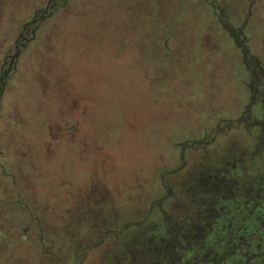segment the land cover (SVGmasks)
I'll use <instances>...</instances> for the list:
<instances>
[{
	"label": "rangeland",
	"instance_id": "rangeland-1",
	"mask_svg": "<svg viewBox=\"0 0 264 264\" xmlns=\"http://www.w3.org/2000/svg\"><path fill=\"white\" fill-rule=\"evenodd\" d=\"M219 217L264 237V0H0V264H264Z\"/></svg>",
	"mask_w": 264,
	"mask_h": 264
},
{
	"label": "trees",
	"instance_id": "trees-1",
	"mask_svg": "<svg viewBox=\"0 0 264 264\" xmlns=\"http://www.w3.org/2000/svg\"><path fill=\"white\" fill-rule=\"evenodd\" d=\"M222 19H224V18H221V20ZM196 213H198V212H196ZM248 218L250 219L253 217L249 216ZM199 220H201V219H199ZM226 220L227 219L225 217H221V218L219 217L218 219L211 220L207 224V227L205 228V230L207 229L206 235H203L204 230H202V231L199 230L197 232L194 231L195 238L202 240L205 245H208L212 242H215L216 244H220V243L221 244H223V243L224 244H230L229 241L232 240L236 244L240 245L241 248L246 249V248L250 247V250H253L254 254L257 253L256 250H259L260 255H262L261 251H264V237H263V235H256L258 240L249 242L246 239H244L245 235H247L248 232L245 231V233H243V236L240 238L239 237L240 233H238V232L236 233V230L233 228L234 226H236L234 221L230 222L229 226H227ZM162 223H166V225L162 226V224L160 223V225H158V226H160L161 230L166 234L172 233L173 230L181 233L182 227L184 226V225L171 224L165 218L162 220ZM197 223H199V221ZM197 223L192 222V224H190L191 228H196ZM193 225H196V226H193ZM218 225L223 227V228L217 229L216 226H218ZM167 226H168V228H167ZM158 233L159 232H153L152 237H150V240L152 238H155L158 242L161 243L162 240L159 238ZM157 234H158L157 237H153V235H157ZM160 234H162V233H160ZM260 240H261V242H260ZM256 246H259V248H257ZM221 252L222 251H220V252L219 251H213V254L211 255V257L207 261H204L200 264H246L244 257H242L240 254H238L236 252H231V254L228 255V257H226L224 261L221 258L218 259V257L215 255L221 254ZM228 252H230V251H228ZM192 254H195V251L193 249L188 250V251L184 252L180 257H178L177 258L178 260L169 261L167 264H185V262L183 260L186 257L191 256ZM253 260H254L253 263H255V262L259 263L261 261L260 256H258V255L253 256Z\"/></svg>",
	"mask_w": 264,
	"mask_h": 264
},
{
	"label": "flooded vegetation",
	"instance_id": "flooded-vegetation-1",
	"mask_svg": "<svg viewBox=\"0 0 264 264\" xmlns=\"http://www.w3.org/2000/svg\"><path fill=\"white\" fill-rule=\"evenodd\" d=\"M44 12V11H43ZM34 20H32V22H33ZM3 73H5V72H3Z\"/></svg>",
	"mask_w": 264,
	"mask_h": 264
}]
</instances>
